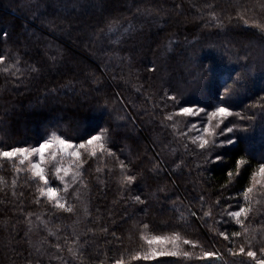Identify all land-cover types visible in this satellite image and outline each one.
Masks as SVG:
<instances>
[{"label":"trees","instance_id":"1","mask_svg":"<svg viewBox=\"0 0 264 264\" xmlns=\"http://www.w3.org/2000/svg\"><path fill=\"white\" fill-rule=\"evenodd\" d=\"M71 3L0 0V149L53 133L78 145L106 130L104 150L78 149L79 168L46 153L47 186L71 213L40 195L46 186L27 161H0V264H235L248 259L228 251L241 245L259 258L264 186L252 183L264 162V0ZM189 106L199 114H179ZM220 106L232 114L212 118ZM65 167L78 185L66 195L55 178ZM240 207L246 233L228 215ZM237 231L231 242L219 235ZM173 234L181 255L131 259L149 250L144 237ZM204 251L220 258L198 259Z\"/></svg>","mask_w":264,"mask_h":264},{"label":"snow or ice","instance_id":"2","mask_svg":"<svg viewBox=\"0 0 264 264\" xmlns=\"http://www.w3.org/2000/svg\"><path fill=\"white\" fill-rule=\"evenodd\" d=\"M66 7H75L74 4L71 3V0H69V5H66ZM110 30H112L110 28ZM128 31L127 29L125 30ZM5 37H7V33H3ZM4 56L0 55V63L4 62ZM35 71V69H34ZM152 71H155L153 68ZM202 71L206 76L211 75V67L203 68ZM225 92L228 93L232 89L225 83L224 85ZM217 97L221 99L222 104L224 103L223 99L220 97L219 92H217ZM168 99L175 100V96H169ZM199 111H204L203 108H200ZM179 114L182 116H194L197 114L196 109L193 107H181L179 109ZM231 111L229 107L227 106H220L215 109L211 113L212 117H222L226 118L231 115ZM168 119H171V117H167ZM106 132V130H105ZM105 132H101L100 134H90L87 139L82 140L78 145L74 142L70 141L67 138H64L60 135H56L55 133L51 134L49 137L42 139L38 144L33 146H17V147H11L8 148V150L0 149V161H9L12 162L15 166V161L18 159L20 165H24L27 161L30 165L29 170L31 171L33 177L38 178L39 181H42L45 188H39V192L41 196H47L50 201H53L55 203V207L58 209L65 210L69 213L73 211V208L68 206L66 202H61V198L58 197V189L56 187L47 186L49 184V180L45 176L44 168L42 165L45 161V155L46 153H51L53 157H55L57 154L60 155H67L69 157H75L77 161V167H82L81 161V152L78 149H84L87 146H93L99 147L101 150H104V143H101V141H105ZM205 132H208V129H205ZM227 132L231 133L233 132V128L228 127ZM106 142V141H105ZM229 144L234 143L231 139L228 140ZM209 144V141L207 139L202 140L198 147L200 149H206V146ZM96 147H93L91 150V155L93 157L96 156ZM112 154V153H109ZM35 158V159H34ZM246 161L239 160L237 162V166L240 164H244ZM127 167L125 164L121 163V168ZM22 169L16 168V171H21ZM61 171L60 168L56 169V172L59 173ZM65 174H67V169L64 170ZM231 175V173H229ZM255 175V174H254ZM259 175L264 176V162L259 163ZM136 180V177L134 175H126L123 178V182L127 183L128 185H132L133 182ZM252 191V188L246 189L244 195L247 199L248 193ZM201 200H203V196L200 197ZM134 200L140 204H143L145 201L141 199V195H135ZM219 203V202H217ZM248 212L249 209L245 207H240L236 211H231L228 213L229 216L234 217L236 219V224L240 225L243 228V231L246 233L248 231L247 227H244V221L248 219ZM193 216H196V213H191ZM205 215H210V213H205ZM243 218V219H242ZM145 228H147V225H144ZM220 236L223 237L225 241L231 242L233 238L239 237L241 235V232H232L230 235L226 232H220ZM143 239L146 240V243L148 245V251L141 254L140 252H137L136 254L131 256V259L133 260H155L157 257H164V256H177L181 255V253L177 250V241L181 240V237L179 234H173L171 236H163V235H153L151 238L144 237ZM173 245V250H168L166 247H153L154 245ZM183 244L190 245L193 249L198 247L196 243L189 239H183ZM57 247H59L57 245ZM229 253L233 257H247L248 259H241L238 262H235V264H264V247H261L259 249L260 257L258 258L257 251L252 250V247L249 246V248L246 250V248L241 245L238 247L237 250L229 249ZM183 256L188 257L191 255V253L185 251L182 253ZM220 257L215 251H204L201 256L198 257L200 260H213V259H219ZM115 264H125L124 259H117L115 261Z\"/></svg>","mask_w":264,"mask_h":264},{"label":"rangeland","instance_id":"3","mask_svg":"<svg viewBox=\"0 0 264 264\" xmlns=\"http://www.w3.org/2000/svg\"><path fill=\"white\" fill-rule=\"evenodd\" d=\"M196 112H197V114L194 116H197L199 114L197 110H196ZM187 117H193V116H187ZM217 117L218 116L212 117V118H217ZM210 130L211 129H208V132H211ZM228 144L229 143L227 142L226 145H228ZM66 168L67 167H65L63 169V171ZM55 178L57 179V182L61 185L62 190L65 192L64 195H66V191H69V189L76 188L78 186L76 183L77 177L69 169H67V174H65V171L62 174L57 173ZM253 178H254L253 183H252L253 186H255V185L256 186H264V176L259 175V170L255 173V176ZM153 247H166L168 250H173V245H171V244L154 245ZM171 257H173V256L157 257L156 259H160V258H162V259H168L169 258L170 259Z\"/></svg>","mask_w":264,"mask_h":264}]
</instances>
